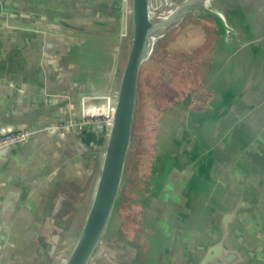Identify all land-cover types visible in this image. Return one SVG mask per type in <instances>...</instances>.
Instances as JSON below:
<instances>
[{
  "label": "water",
  "instance_id": "1",
  "mask_svg": "<svg viewBox=\"0 0 264 264\" xmlns=\"http://www.w3.org/2000/svg\"><path fill=\"white\" fill-rule=\"evenodd\" d=\"M27 1L0 0V136L23 133L22 138L0 146V264H50L52 260L56 264H132L134 252H129L124 242L109 239L107 230L124 184L135 123L139 71L142 63L151 57L154 43L205 0H178L160 3L157 7L149 0H116L117 21L112 26L119 39L129 35V49L114 100L109 105L108 121L97 124L98 128L105 126L107 130L104 144L96 151L100 160L88 207L73 244L66 255L59 256L54 255V248L49 249V245L47 248L50 237L47 235L52 231L48 204L59 183L87 175L83 172L85 158L81 149L88 146L82 138L95 128L85 121L83 107L94 97L82 95L75 99L72 93L62 89V82L55 75L52 83L43 74L40 78L35 73L39 64L45 66L46 58L43 53L36 54L37 46L28 40L36 29L26 25L32 23L31 14L35 13L34 9L26 10ZM40 2L34 0L33 5ZM218 16L225 29V39L233 41L238 32L225 16ZM34 80L38 82L35 84ZM263 80L234 104L229 98L223 118L209 119L201 130L203 135L214 134L210 138L225 133L224 148L230 152L240 150L239 156L249 157L253 169L260 167V161L249 155L250 148L255 145L264 150L263 125L254 121L259 116L257 105L264 101ZM64 83L67 86V81ZM156 123L150 137L152 142L158 118ZM210 138L204 143H210ZM177 146L175 162L159 167L155 171L158 181H151L156 185L149 211L151 224L156 222L161 229L150 243L145 264H236L248 259L254 260V264H264V250H257L255 257L244 258L238 251L225 247L232 223L236 229L255 231L252 236L237 235L240 243L264 246V173L260 181L248 185L241 178L240 185L237 182L234 188L224 186L213 191L209 188L204 227L197 231L187 219L194 211L200 189L181 192L184 188L179 187L178 199L182 197V200L167 203V188L187 179L191 160L200 162L199 151L188 153L183 145ZM212 147L214 153L223 144ZM68 150L75 155L67 158ZM146 156L145 152L143 157ZM200 160L203 170L207 162L202 157ZM89 162L91 165L92 160ZM135 175L141 177L139 172ZM230 176L231 172L220 179H230ZM160 202L167 204L163 209L166 216L157 208ZM224 203L229 204L227 209ZM59 243H56L58 247Z\"/></svg>",
  "mask_w": 264,
  "mask_h": 264
},
{
  "label": "crops",
  "instance_id": "2",
  "mask_svg": "<svg viewBox=\"0 0 264 264\" xmlns=\"http://www.w3.org/2000/svg\"><path fill=\"white\" fill-rule=\"evenodd\" d=\"M33 1L26 2L27 11L35 10V13L31 14L32 23L28 22L26 25L35 28L36 32L30 36L32 39L28 40L37 46L36 54L43 53L46 58L45 66L39 64L35 73L39 77L43 74L52 83L55 75L56 79L62 82V89L72 93L75 99L82 95H92L94 98L84 105L83 113H88L89 106L99 109V113H107L114 100L130 44L129 35L119 39L114 32L116 28L112 26L117 21L116 0H41L35 5ZM175 1L178 0H168V3ZM149 2L156 5L165 1ZM217 11H220L238 32L233 41L225 39V29ZM130 30L129 24V33ZM158 41L154 57L141 65L138 98L140 96L142 99V106L146 101L147 107L168 113L167 119L176 129L168 134L171 139L176 140L177 145H183L188 153H192L194 147L201 148L199 157L207 162V166L198 172L194 158L190 167H187V179L183 182L178 180L180 184L170 188L166 187L169 191L168 204L182 200V197L178 199L179 187L184 188L181 192L191 188L200 189L197 191L199 196L194 211L187 219L192 228L199 231L203 230L209 207V188L212 191L224 186L234 188L240 185L241 178L248 185L260 181L261 174L264 173L262 148L254 145L249 150V155L260 161V167L253 169L249 157L239 156L240 150L230 152L224 148L225 133L217 134L213 138L210 137L214 134H202L209 119L223 118L224 107L229 98L234 104L243 93L252 91V86L263 80L264 0H211L210 8L203 2L190 9L179 24ZM10 75L13 76L11 73ZM188 75L191 76L189 81ZM64 81H67L68 87ZM37 82L34 80L35 84ZM230 92L232 96H228ZM159 101L161 103L156 104ZM258 106L259 116L256 115L254 121L263 125L261 128L264 132V101ZM106 130L105 126L97 127L83 135V142L88 146L87 149H81L85 158L83 172L87 175L78 176L76 181L61 182L51 193L48 205L52 231L47 235H50L47 248L48 245L49 249L54 248L55 256H59L56 243L60 241L70 249L78 233L88 207L97 163L100 160L96 152L97 147L104 144ZM209 138L210 143L205 144L204 141ZM216 144L219 147L223 144V148H217L213 153L212 145ZM199 145L201 147H198ZM74 155L72 150L65 152L67 158ZM147 168L145 165L141 168L138 166L133 174H144L149 170ZM158 169L159 167L157 171ZM230 172V179H220L222 175H229ZM246 172H249V175ZM193 177L196 179L193 180ZM137 179H140V175ZM136 181L142 184V187L137 184L134 189L127 187L126 179L124 180L122 194L111 218L107 237L113 241L124 242L126 249L134 252L132 264H145L150 243L161 228L156 222L151 224L149 212L152 209V193L156 185L152 183L148 188H144L148 181ZM220 191L223 192L222 189ZM145 197L149 199L146 201L143 199ZM165 205L167 204L160 202L157 208L166 216L163 211ZM223 206L227 209L229 204L224 203ZM242 230L236 229L232 223L231 234L225 241V247L238 251L244 258L255 257L257 250H264V246L254 247L249 243H240L241 238L236 237L237 235L255 234L253 229ZM68 236L70 238H67ZM251 261L254 264V260L250 259L239 260L236 264H248ZM50 264H56V261L52 260Z\"/></svg>",
  "mask_w": 264,
  "mask_h": 264
},
{
  "label": "rangeland",
  "instance_id": "3",
  "mask_svg": "<svg viewBox=\"0 0 264 264\" xmlns=\"http://www.w3.org/2000/svg\"><path fill=\"white\" fill-rule=\"evenodd\" d=\"M163 3H168V1L163 2ZM169 3H172V2H169ZM148 59H152V58L149 57ZM151 73L153 74V71H151ZM190 79H191V76L188 75L187 80L189 81ZM188 81H186L187 84H189ZM165 86L169 87L168 85H165ZM150 96H152V93L150 94ZM141 100L142 99L139 96L137 100L136 109H135L136 113H135L133 137H132L130 152L127 158L126 178L124 177V180L125 179L127 180L128 169L130 167V163L133 160H136L135 162L136 167H138L140 163H143V164L147 163L145 164V166L148 167L149 170L145 172L144 174L141 173V177H140L141 180L137 179L136 178L137 176L135 175L136 173H134L133 182H136L135 184L142 187V184L137 183L136 180H139L140 182H142L143 180L148 181L144 185V188H148L152 184L151 181L153 182L158 181V175L155 174V171H157L158 167H163L164 165L166 166V165H169L175 162L178 156V146H177L176 140L171 139L170 135L168 134L169 132L174 131V128L172 127L171 123L167 119L169 115L167 116L165 113L161 112L160 109H152L151 107H147L146 101L144 102V106H142ZM151 103L154 104L153 102ZM160 103L161 102L159 101L156 104H160ZM173 110L175 111L176 109L173 108ZM157 118H158L159 125L154 133V144H153L150 137L152 133L154 132L155 127L157 126V123H156ZM200 150L201 148H196V147L192 149V151L195 152L196 154ZM145 152L147 156L143 157V154ZM199 161L200 162H198L197 160L196 169L198 171H201L200 158H199ZM128 189H127V192H128ZM121 194H122V190H121L120 195ZM64 246L65 244L61 243L59 247L58 246L56 247V252L60 255H66L69 249L64 254L60 252V250H62ZM67 247L68 246H66V248Z\"/></svg>",
  "mask_w": 264,
  "mask_h": 264
},
{
  "label": "built area",
  "instance_id": "4",
  "mask_svg": "<svg viewBox=\"0 0 264 264\" xmlns=\"http://www.w3.org/2000/svg\"><path fill=\"white\" fill-rule=\"evenodd\" d=\"M154 6H158V5H154ZM107 113L105 114H102V113H92V112H88L87 113V116L86 117H89V119H92V116L95 117L97 120H99V122H107L108 121V118H107ZM85 117V116H83ZM100 117H102L101 119H99ZM86 121V120H85ZM87 122H89L90 124H92V121L91 120H87ZM97 122V124L99 123ZM23 137V133L18 131V132H11V133H8V134H5L3 136H0V146L4 145V144H7V143H10V142H13L15 140H18L20 138Z\"/></svg>",
  "mask_w": 264,
  "mask_h": 264
},
{
  "label": "flooded vegetation",
  "instance_id": "5",
  "mask_svg": "<svg viewBox=\"0 0 264 264\" xmlns=\"http://www.w3.org/2000/svg\"><path fill=\"white\" fill-rule=\"evenodd\" d=\"M165 2H167L168 0H164ZM156 5H158V4H156ZM204 5L207 7V8H210L211 7V0H205L204 1ZM217 13L218 14H222L220 11H217ZM158 43H159V41H156L155 43H154V45H153V48H152V55H151V58H153V56H154V52L156 51V48H157V46H158ZM167 116H168V113L166 114ZM84 119L87 121V120H91L92 121V124H91V126H92V128L94 127L95 129H97V122H99V120H97L95 117H93L92 116V119H89V117H86L87 116V114H85L84 113ZM99 123H103V122H99ZM172 127L174 128V131L176 130L175 129V127L172 125ZM129 179V177L127 176V180H126V186L127 187H130V188H133L134 189V184H132V181H129L128 180ZM67 238H70V236H68ZM69 249V247H67L66 248V245L62 248V250H60V252L62 253V254H64V253H66L67 252V250Z\"/></svg>",
  "mask_w": 264,
  "mask_h": 264
},
{
  "label": "trees",
  "instance_id": "6",
  "mask_svg": "<svg viewBox=\"0 0 264 264\" xmlns=\"http://www.w3.org/2000/svg\"><path fill=\"white\" fill-rule=\"evenodd\" d=\"M154 57V56H153ZM136 162V160H133L131 163H130V167H129V169H128V173H127V175H128V177H129V181H132V184H134V186H135V183L136 182H133V177H134V175H133V171L135 170V168H136V166H135V163ZM133 201H135V198H134V196H133ZM134 206V203H133V205H132V207Z\"/></svg>",
  "mask_w": 264,
  "mask_h": 264
},
{
  "label": "bare ground",
  "instance_id": "7",
  "mask_svg": "<svg viewBox=\"0 0 264 264\" xmlns=\"http://www.w3.org/2000/svg\"><path fill=\"white\" fill-rule=\"evenodd\" d=\"M99 111V109L93 108L92 106L88 107V112H92V113H97Z\"/></svg>",
  "mask_w": 264,
  "mask_h": 264
}]
</instances>
